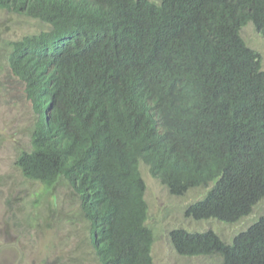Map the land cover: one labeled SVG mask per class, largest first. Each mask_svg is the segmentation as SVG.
<instances>
[{"label":"trees","instance_id":"obj_1","mask_svg":"<svg viewBox=\"0 0 264 264\" xmlns=\"http://www.w3.org/2000/svg\"><path fill=\"white\" fill-rule=\"evenodd\" d=\"M45 29L6 44L34 121L14 166L73 218L97 264H154L140 167L184 210L232 224L264 199V71L241 29L264 37V0H0ZM55 199V198H54ZM53 199V201H54ZM177 255L264 264V215L230 243L169 233Z\"/></svg>","mask_w":264,"mask_h":264},{"label":"rangeland","instance_id":"obj_2","mask_svg":"<svg viewBox=\"0 0 264 264\" xmlns=\"http://www.w3.org/2000/svg\"><path fill=\"white\" fill-rule=\"evenodd\" d=\"M43 29L45 26L35 20L0 10V264H97L83 243L81 226L72 219L76 199L60 186L48 194L40 184L25 180L14 166L17 151L28 145L34 115L21 83L12 77L6 66L5 47L10 41ZM241 36L261 55L264 71V37L251 24L241 29ZM140 172L146 186V225L153 234L154 264H222L215 255H177L169 239L170 231L179 228L193 233L211 230L222 241L230 243L264 215L263 199L251 214L232 224L194 221L184 216V210L202 199L206 189H192L174 197L150 176L145 166L140 167Z\"/></svg>","mask_w":264,"mask_h":264}]
</instances>
